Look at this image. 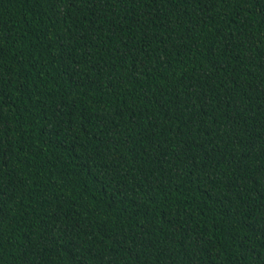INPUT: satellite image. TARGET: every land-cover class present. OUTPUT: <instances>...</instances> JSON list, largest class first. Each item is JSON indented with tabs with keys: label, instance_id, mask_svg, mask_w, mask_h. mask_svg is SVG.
Returning <instances> with one entry per match:
<instances>
[{
	"label": "trees",
	"instance_id": "trees-1",
	"mask_svg": "<svg viewBox=\"0 0 264 264\" xmlns=\"http://www.w3.org/2000/svg\"><path fill=\"white\" fill-rule=\"evenodd\" d=\"M0 264H264V0H0Z\"/></svg>",
	"mask_w": 264,
	"mask_h": 264
}]
</instances>
